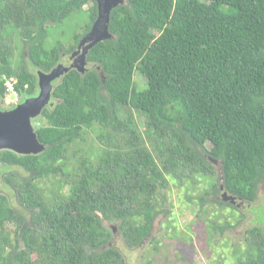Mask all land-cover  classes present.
Listing matches in <instances>:
<instances>
[{"label": "trees", "instance_id": "1", "mask_svg": "<svg viewBox=\"0 0 264 264\" xmlns=\"http://www.w3.org/2000/svg\"><path fill=\"white\" fill-rule=\"evenodd\" d=\"M90 2L84 33L67 47H48L49 27ZM97 16L96 0H0V102L9 77L18 80V104L35 97L37 71L70 56ZM110 31L114 38L90 50L84 74L72 69L54 82L35 127L45 150L0 151V164L19 168L3 174L21 209L0 193V264H127L104 221L139 247L162 191L214 179L213 160L221 184L211 182L198 198L201 212L207 204L217 213L233 207L207 199L221 185L239 203L256 201L264 183V0H127L113 10ZM13 38L23 42L22 65ZM136 71L145 88L136 86ZM134 113L145 119L143 131ZM239 214L232 218L240 222ZM228 220L210 222L213 233L231 227ZM245 235L238 264H264V229Z\"/></svg>", "mask_w": 264, "mask_h": 264}, {"label": "rangeland", "instance_id": "2", "mask_svg": "<svg viewBox=\"0 0 264 264\" xmlns=\"http://www.w3.org/2000/svg\"><path fill=\"white\" fill-rule=\"evenodd\" d=\"M92 5L93 3L90 2L84 9L74 12L64 23L50 26L47 46L61 44L67 47L73 42L76 34H83L89 22L87 10ZM10 42L13 47L17 43L21 47L19 53L14 56V62L22 65L23 60L20 56L24 47L22 40L13 38ZM61 63L69 66L72 63L70 56H64ZM29 68L33 70L32 65ZM135 83L139 89L146 86V78L140 71L135 73ZM12 100L14 99L11 96L7 97L0 102V107L9 110L13 107ZM134 117L143 131L145 119L138 113H134ZM38 118L33 121L34 127L37 125ZM94 132H88L90 134L88 140L90 145L98 149L100 143ZM208 147L210 148V145ZM212 164L217 171L214 179L198 178L196 184L187 181L183 187L173 184L169 190L162 191L159 213L154 221L152 232L139 247H128L117 223L104 221L113 233L111 244L124 254L127 264H238L235 249L237 247L241 251L244 249L246 230L255 225L264 229V183H260L256 201L252 204L244 203L240 207L233 205L234 208L223 207L224 210L220 213L216 212L219 210L217 205L207 204L208 208L203 213L200 211L198 198L208 192L211 182L216 181L217 184H221V163L212 161ZM6 170L20 172L18 167L0 166V193L8 194L12 205L19 206L13 190L4 181L6 174L3 172ZM63 192L68 195L70 186L65 185ZM221 195L222 193L219 192L215 196H208L207 199L220 201ZM239 213L243 216L240 222L236 220V217L241 216ZM232 215L236 217L232 218ZM227 220L231 222V227L219 229L213 233L210 222L214 221L217 225L224 226ZM7 228L9 231L16 230V226L12 224Z\"/></svg>", "mask_w": 264, "mask_h": 264}, {"label": "water", "instance_id": "3", "mask_svg": "<svg viewBox=\"0 0 264 264\" xmlns=\"http://www.w3.org/2000/svg\"><path fill=\"white\" fill-rule=\"evenodd\" d=\"M98 16L90 31L84 35L77 49L71 54L74 59L71 65L60 63L50 72L38 71L39 93L26 99L13 109L0 108V151L10 150L18 155H37L45 150L35 131L33 121L40 117L50 104L54 82L72 69L84 74L87 70L88 54L97 44L114 38L110 31L111 15L116 8L126 5L127 0H96ZM214 163L217 161L213 160ZM221 199L233 205L241 206L239 199L231 196L221 185Z\"/></svg>", "mask_w": 264, "mask_h": 264}, {"label": "built area", "instance_id": "4", "mask_svg": "<svg viewBox=\"0 0 264 264\" xmlns=\"http://www.w3.org/2000/svg\"><path fill=\"white\" fill-rule=\"evenodd\" d=\"M17 83H18V80H17L16 77L6 78L5 85H6L7 89H8L7 97L11 96V98L14 99V100H12L13 101V105H17L19 103V100H20L19 93H18V91L16 89V84Z\"/></svg>", "mask_w": 264, "mask_h": 264}, {"label": "flooded vegetation", "instance_id": "5", "mask_svg": "<svg viewBox=\"0 0 264 264\" xmlns=\"http://www.w3.org/2000/svg\"><path fill=\"white\" fill-rule=\"evenodd\" d=\"M77 47H78V46H77ZM70 59H71L72 62L74 61V59L71 58V55H70ZM71 64H72V63H71ZM71 64H70V65H71ZM29 66H30V63H28V67H29ZM37 72H38V71H37ZM37 95H38V94H37ZM37 95H36V96H37ZM16 106H17V105H16ZM0 108H1V107H0ZM1 109H3V108H1ZM3 110H5V109H3ZM0 166H7V165L0 164ZM7 167L9 168V166H7ZM9 172H10V171H9ZM9 172H7V174H8ZM4 174H6V173H4ZM9 199H10V198H9ZM10 201H11V200H10ZM14 207L16 208L17 211L21 212V209L19 208L20 206H14Z\"/></svg>", "mask_w": 264, "mask_h": 264}, {"label": "clouds", "instance_id": "6", "mask_svg": "<svg viewBox=\"0 0 264 264\" xmlns=\"http://www.w3.org/2000/svg\"><path fill=\"white\" fill-rule=\"evenodd\" d=\"M17 105H19V104H17ZM222 193V192H221Z\"/></svg>", "mask_w": 264, "mask_h": 264}]
</instances>
